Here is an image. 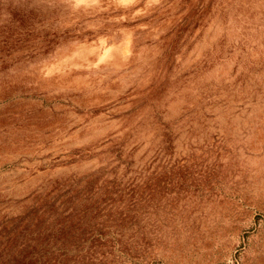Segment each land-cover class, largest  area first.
<instances>
[{
    "label": "rangeland",
    "instance_id": "rangeland-1",
    "mask_svg": "<svg viewBox=\"0 0 264 264\" xmlns=\"http://www.w3.org/2000/svg\"><path fill=\"white\" fill-rule=\"evenodd\" d=\"M0 264H264V0H0Z\"/></svg>",
    "mask_w": 264,
    "mask_h": 264
}]
</instances>
